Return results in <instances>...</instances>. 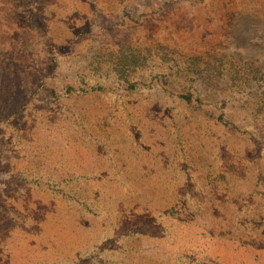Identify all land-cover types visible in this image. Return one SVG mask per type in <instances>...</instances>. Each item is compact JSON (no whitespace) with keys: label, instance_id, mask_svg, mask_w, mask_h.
Wrapping results in <instances>:
<instances>
[{"label":"rangeland","instance_id":"obj_1","mask_svg":"<svg viewBox=\"0 0 264 264\" xmlns=\"http://www.w3.org/2000/svg\"><path fill=\"white\" fill-rule=\"evenodd\" d=\"M0 264H264V0H0Z\"/></svg>","mask_w":264,"mask_h":264}]
</instances>
